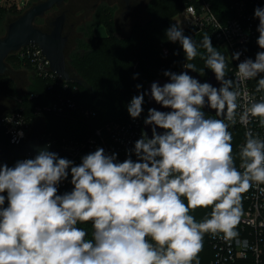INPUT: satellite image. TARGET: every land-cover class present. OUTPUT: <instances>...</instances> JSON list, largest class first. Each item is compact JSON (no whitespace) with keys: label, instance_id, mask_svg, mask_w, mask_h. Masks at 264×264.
<instances>
[{"label":"clouds","instance_id":"obj_1","mask_svg":"<svg viewBox=\"0 0 264 264\" xmlns=\"http://www.w3.org/2000/svg\"><path fill=\"white\" fill-rule=\"evenodd\" d=\"M254 16L257 44L264 49V8H256ZM166 36L182 45L186 61L197 57L196 42L180 24ZM200 46L206 50L205 67L221 86L201 83L188 72L165 71L169 82H153L151 98L171 111L148 110L144 123L152 126V136L142 132L123 162L101 147L78 165L46 148L13 167L0 164V264H200L206 233H222L225 241L239 235L243 194L264 185V138L246 130L237 166L229 129L250 118L264 128V96L256 100L241 91L264 73V51L240 62L235 78L226 79L229 58L207 33ZM240 56L236 52L231 59ZM183 67L197 71L193 63ZM255 92H264V76ZM146 94L129 102L132 119L141 116ZM206 105L215 117L206 116ZM69 175L72 190L58 194ZM209 207L210 216L202 221L191 214ZM85 224H91L90 233L79 226Z\"/></svg>","mask_w":264,"mask_h":264},{"label":"trees","instance_id":"obj_2","mask_svg":"<svg viewBox=\"0 0 264 264\" xmlns=\"http://www.w3.org/2000/svg\"><path fill=\"white\" fill-rule=\"evenodd\" d=\"M213 2V11L215 13L220 12L223 8L222 4L219 1ZM149 3V5L146 6V10L150 14V20L144 26H139L141 32L147 34V39H145L143 35H139L135 38L132 35L135 29H132V33L129 36L117 38L113 33L114 22L109 19V17H107L105 22H101V17L97 16L99 14L98 12H100V7H98L95 13H93L96 15L95 20H93L91 24H87L86 28L83 29L86 40L82 41L76 39L73 45V48L75 46L76 48L71 50L68 55H66L65 50L66 65L68 69L70 65V72L72 73L73 71L74 74L81 75L86 82L88 81L91 84L92 82L87 76H93L97 80L95 86L84 87L78 85L76 82H66L67 89L65 90H63V85L49 89V87H51L50 81L38 77L31 66L24 65L23 61L21 62L16 58L19 67L32 71L33 81L36 82V87L39 90L38 93L29 92L27 95L20 98V103H18L16 110L22 108L23 115L29 126H32L37 119H42L45 122L43 133L39 134L40 136L48 138L56 147H62L66 142L87 140L93 135L95 129L103 127L107 122L110 123L123 118L131 99L141 92L145 93V87L150 81L160 77L169 80L163 73L165 71L177 73L186 62L195 64L197 69L196 72L203 79L207 77L208 68L205 67V60L201 58L202 55H206V50L200 46V42L205 33L195 34L190 37L196 42L198 52L197 57L192 61H186L184 50H182V45L178 41L173 43L166 36V30L170 28L169 19L176 11L179 12L187 4V1L151 0ZM11 7L16 6L14 4V6ZM1 8L2 6H0V21L3 20L4 15H11L8 10L9 13ZM18 16L19 14L16 15L15 18ZM96 17L98 19H96ZM40 23L41 19H38L35 22V26L40 28ZM98 23L104 25L107 30V35L105 37L100 38L93 35L92 27ZM132 28L135 27L133 26ZM40 29L44 31L42 28ZM149 38L153 40V42L155 39L161 38L162 41H164L163 46L168 47V54L165 55L162 53L163 56L160 57L153 49L146 46ZM257 39L258 37L249 43V51L252 55L264 51V49L259 48ZM80 41H82V45L87 48H83L81 43H79ZM211 42L213 47L220 51L219 47L212 39ZM110 54H112V56H110ZM108 56L113 59L110 60ZM231 67L232 65L228 63L226 79H232ZM201 70H203V73H200ZM262 76H264V73L259 74L257 78L252 80V84L256 86L257 80ZM138 84L142 85L139 90L136 87ZM96 87L100 89L102 95L104 91L108 92V94L103 97L99 94V97H97V92L95 91ZM60 99H70L76 106L92 111L95 113L94 118H85L75 113L64 117L53 113H38L36 111L37 108L42 109L44 106L52 105ZM145 103L146 96H144V104ZM206 116L209 115L206 114ZM229 130L233 135L234 148L239 143V139H237L235 135V129L230 128ZM30 133H32V131ZM91 152L94 151L85 149L76 155H63V158L72 160L78 165L81 163V158ZM18 160L13 161L10 167H13ZM70 180L71 176L69 175L68 179L63 181L64 186L58 187V194H63L72 190L73 186ZM4 195L6 196V193H4ZM6 206L7 201L5 203V207ZM211 210L210 207L197 208L191 214L199 222L208 218ZM79 226L86 228L89 233L91 232V224ZM210 236L211 233H206L204 236L203 250L198 256L200 264H209L210 262L212 255L209 246ZM193 264H195V262H193ZM241 264L250 263L243 262Z\"/></svg>","mask_w":264,"mask_h":264},{"label":"built area","instance_id":"obj_3","mask_svg":"<svg viewBox=\"0 0 264 264\" xmlns=\"http://www.w3.org/2000/svg\"><path fill=\"white\" fill-rule=\"evenodd\" d=\"M187 4L176 13L169 21V27L174 24H180L183 33L188 37L199 33H207L215 42L223 54L229 58V64L232 65V79L235 78V72L240 62L251 58L255 60L256 55H252L249 51V43L254 41L258 36L257 31L259 19L254 16L256 8H264V0H185ZM219 1L222 4V10L215 13L213 11L214 2ZM194 10V15L188 9ZM215 17V20L212 18ZM220 28H217V22ZM189 34V35H188ZM162 51L168 54V47L162 46ZM183 50V48H182ZM240 52L239 60L231 59L232 55ZM16 58L23 61L24 65L33 68L38 77L50 81L49 89L63 85V90L67 89L65 81L51 72L49 63L42 55L41 50L36 45H27L21 47L15 52ZM255 85L252 80L241 85V91H247L250 96L259 100L264 96V92L256 93ZM246 101L242 98L241 105ZM20 103V100L19 102ZM143 112L141 116L132 119L126 113L123 118L105 124L101 128L95 129L93 135L85 141L66 142L63 150L66 154L76 155L82 150L95 151L97 148H103L107 154L116 153L117 160L123 162L128 156V150L134 148V143L141 137L143 131V122L148 115V105L143 104ZM38 113L47 112L58 116H69L71 114H79L85 118H94L95 113L82 109L75 105L70 99H60L58 102L42 109L37 108ZM243 108L238 109L237 115L242 113ZM1 122L5 128L15 137L25 139L32 130L29 126L22 108L14 110L10 113H1ZM236 130V137L239 143L234 147V156L239 152V146L245 141V132L251 129L253 133H259L264 138V128L258 123V118L251 119L247 125L237 120V123L230 127ZM22 133V137L19 135ZM30 157L18 158L19 160ZM132 159L136 157L133 154ZM239 158L237 156L236 164L239 166ZM59 186H64L61 182ZM58 186V187H59ZM259 187L253 186L247 193L243 194L242 210L243 215L237 231L239 235L231 241H225L222 233L215 236L211 234L209 246L211 248V259L209 264H241L249 262L250 264H264V192Z\"/></svg>","mask_w":264,"mask_h":264},{"label":"water","instance_id":"obj_4","mask_svg":"<svg viewBox=\"0 0 264 264\" xmlns=\"http://www.w3.org/2000/svg\"><path fill=\"white\" fill-rule=\"evenodd\" d=\"M64 1L65 0L39 1V3L30 6L24 11V13L6 24L5 35L3 37L0 36V76L4 75L7 71L5 64L7 56L11 53L17 52L21 47L36 45L48 61L51 72L57 75L61 81H65V83H81L80 80L72 76L66 65L65 49L68 37L63 35L65 15L62 13L51 22L53 29L50 32L42 31L39 27L35 26L36 19L42 18L45 13L50 11L54 6H59ZM181 72H188L190 76L201 83L207 82L216 88L221 86L220 82L216 80L214 72L209 68L208 75L205 79H203L196 71L184 67L178 70L177 74ZM153 82H157L162 86L169 82V80L160 77L153 79L146 85L145 93L147 94L145 96L148 110L150 108H155L159 111H171V109L163 108L151 98V84ZM203 111L212 117H215L216 115L215 110L207 107V105L203 108ZM151 128L152 126L145 125L143 122V131L149 138L152 136ZM157 132L163 133L164 130L157 128ZM45 148L48 151L56 152L59 157L66 155L63 148L56 147L48 138L39 136L35 132L30 133L25 139H19L13 136L1 122L0 112V164H7L10 167L12 162L18 160V158H33L39 149Z\"/></svg>","mask_w":264,"mask_h":264},{"label":"rangeland","instance_id":"obj_5","mask_svg":"<svg viewBox=\"0 0 264 264\" xmlns=\"http://www.w3.org/2000/svg\"><path fill=\"white\" fill-rule=\"evenodd\" d=\"M36 2H37V0H0V6H2L1 9L4 10L5 12L9 11L11 13V15H8V14L4 15L3 20L0 21V36L3 37L5 35V27H6L7 19H8V21L13 20L16 17V15H18V14L20 15V14L24 13V11L26 9H28L30 6H32ZM14 4L16 7H11V6H14ZM98 7H100L99 8L100 12H98L99 14L97 16L101 17V19H102V20L100 19L101 22L102 21L105 22L107 20V17H109V19H111L114 22L113 33L116 35L117 38L127 37L132 33V29H135V31L132 34L135 38L139 35L140 36L143 35L145 37V39H147V34H143V32H141V29H139L140 28L139 26H144L150 20V14H149V12H147L146 7H145V14L146 15H145L144 20H138L136 25H134L135 28H132L133 26L127 27L124 31L120 30V28L118 27L117 21L115 23V19L113 17L114 16L113 9H109L103 4H100ZM96 9L93 12H90V14H88V15H90V17L88 19H86L85 21L82 20V22H81L82 25H83V22L87 23V24H91L93 22V20H95L96 15L93 13H95ZM176 13H178V11H176L171 16V18ZM96 19H98V18L96 17ZM98 24L99 25L96 24V25H93V27H92V31H93L94 27L96 28L93 32V35L95 36L97 34V36H99L100 38L105 37L107 35L106 28L101 23H98ZM79 28L80 29H78L77 31L82 30L81 25ZM84 34H85V32H84ZM79 39L82 41H85L86 35L83 37L81 36ZM82 41H80L79 43H81ZM147 42H148V44L146 46H148L150 49H153V51L156 52L160 57L163 56L164 53L162 52V48H163L162 46H163L164 41H162L161 38L155 39L154 42H153V40H150V38H149L147 40ZM81 45H82V43H81ZM82 47L87 48V47H84L83 45H82ZM74 48H76V46ZM74 48H73L72 43H70L65 49L66 55H68L69 52L71 50H73ZM221 53L223 54L222 51H221ZM110 56H112V54H110ZM110 56H108V57L110 60H112L113 58ZM5 64L7 67V71L5 72L4 75L0 76V112L4 113V114L10 113V112L16 110L19 99L22 98L23 96L27 95L29 92L38 93V91H39L36 87L37 86L36 82L33 81L32 71L27 70V69H22L21 67H19V65L17 64V61H16L15 53H11L9 56H7V58L5 59ZM70 68L71 67L69 65V69ZM71 74H72V76H74L75 78H77L78 80L81 81V83L78 84L80 86L89 87V86H95V84H96L97 80L93 76L92 77L87 76V78L94 85H92L88 81H87L88 82L87 83L85 81V79L83 77H81V75L80 76L76 75V74H74L73 71ZM95 91L97 92V97H99V94L101 97L106 96L108 94V92L104 91V94L102 95L100 92V89L98 87H96ZM142 91H143V88H142ZM44 125H45V122L41 119L32 127V129H33L32 131H34V132L36 131L35 133H37V135L42 134L43 129H44Z\"/></svg>","mask_w":264,"mask_h":264},{"label":"flooded vegetation","instance_id":"obj_6","mask_svg":"<svg viewBox=\"0 0 264 264\" xmlns=\"http://www.w3.org/2000/svg\"><path fill=\"white\" fill-rule=\"evenodd\" d=\"M44 1L38 0L35 4ZM151 0H65L59 6H54L50 11L45 13L41 19L40 28L45 32H50L53 28L51 22L54 21L62 13L65 15L63 35L68 37L66 47L74 41L84 36L83 29L87 23L83 22L90 17L100 4L105 5L109 9H113L115 23L117 21L120 30L124 31L127 27L136 25L138 20H144L145 7ZM34 5V4H33ZM54 9V10H53ZM55 12V13H54ZM36 19V21L38 20ZM35 21V22H36ZM8 21L6 24H8ZM146 22V21H145ZM144 23V22H143ZM82 27V30L77 31Z\"/></svg>","mask_w":264,"mask_h":264},{"label":"crops","instance_id":"obj_7","mask_svg":"<svg viewBox=\"0 0 264 264\" xmlns=\"http://www.w3.org/2000/svg\"><path fill=\"white\" fill-rule=\"evenodd\" d=\"M97 25H99V24H97ZM95 29H96V28L94 27L93 32H94ZM94 34H95V33H94ZM95 36H97V34H96ZM97 37H99V36H97ZM39 120H41V119H37V120H35L31 127H33V126H34ZM31 131H32V130H31ZM32 132H34V131H32ZM35 132H36V131H35Z\"/></svg>","mask_w":264,"mask_h":264}]
</instances>
